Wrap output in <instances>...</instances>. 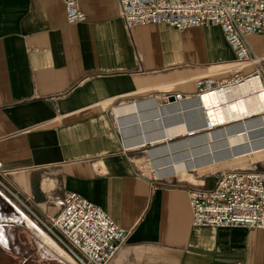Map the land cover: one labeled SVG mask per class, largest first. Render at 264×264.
I'll list each match as a JSON object with an SVG mask.
<instances>
[{
	"label": "crops",
	"instance_id": "obj_1",
	"mask_svg": "<svg viewBox=\"0 0 264 264\" xmlns=\"http://www.w3.org/2000/svg\"><path fill=\"white\" fill-rule=\"evenodd\" d=\"M78 2L86 18L70 21L65 0H0V264H71L27 217L55 240L42 221L72 190L130 230L109 264H264L263 227L194 225V182L171 174L264 159V112L251 111L263 97L225 115L202 100L167 109L166 93L191 101L195 76L236 59L223 28L128 26L117 0ZM247 40L264 57V34ZM148 114L163 133L132 138ZM180 135L151 149L158 175L141 168L143 146Z\"/></svg>",
	"mask_w": 264,
	"mask_h": 264
},
{
	"label": "built area",
	"instance_id": "obj_2",
	"mask_svg": "<svg viewBox=\"0 0 264 264\" xmlns=\"http://www.w3.org/2000/svg\"><path fill=\"white\" fill-rule=\"evenodd\" d=\"M117 1L119 15L128 26L167 22L179 28L205 24L223 28L236 59L195 76L197 95L219 86L238 84L263 70L264 57L251 49L247 38L252 33L264 34V0ZM65 2L70 21L86 18L78 0ZM249 65H255V70L246 72L244 69ZM171 95L174 100H169ZM165 97L167 103L188 98L181 91L166 93ZM214 175L213 185L195 182L189 190L193 224L264 228V169L226 167ZM0 182L3 183L1 179ZM42 222L71 256L73 264H109L130 232L99 204L75 190L66 194L56 215Z\"/></svg>",
	"mask_w": 264,
	"mask_h": 264
},
{
	"label": "bare ground",
	"instance_id": "obj_3",
	"mask_svg": "<svg viewBox=\"0 0 264 264\" xmlns=\"http://www.w3.org/2000/svg\"><path fill=\"white\" fill-rule=\"evenodd\" d=\"M241 91H242V93H241ZM250 97H253V98L255 97L258 101H259L260 97L264 98V83L261 80L260 76H258V75L249 77L246 80H244L238 84H234V85L232 84V85H230V87L219 86V87L213 88L209 91H205L204 93L199 94L197 97L193 98L191 101H188V102L186 101L188 98H186L180 102H170L167 109L180 106L181 110L182 109L183 110L184 109L193 110L191 108L197 106L196 104L200 100H202V104L206 110H209L210 108L218 107V108H220V110L223 111V113L225 115V110L229 106L233 105L234 107H236L238 109L241 106V103ZM239 100H240V102H239ZM251 111H254L256 113L257 112H264V103L260 100L257 108H255L254 110H251ZM251 111H250V109H246L247 114H250ZM240 115H241V113L239 114V116ZM225 118L227 119L229 117L226 116ZM208 125H209V128L214 127V125L211 126L210 122ZM29 221H31V224H32V222L35 223L34 228H36L37 231H39L40 233H42L44 235V240L46 242H48V243L52 244L54 247H56L58 249V251L60 252L59 254H63L65 257L70 259L71 256L68 255V253H66L67 251L65 252L64 251L65 249L63 247H61L62 248L61 249L59 247L60 245L56 242L59 245L58 246L55 243V241L36 224V222L34 220H31V218H30ZM39 232H38V234H39ZM0 238L5 241V236L2 232H0Z\"/></svg>",
	"mask_w": 264,
	"mask_h": 264
},
{
	"label": "rangeland",
	"instance_id": "obj_4",
	"mask_svg": "<svg viewBox=\"0 0 264 264\" xmlns=\"http://www.w3.org/2000/svg\"><path fill=\"white\" fill-rule=\"evenodd\" d=\"M246 72H248V71H253V70H255V65H249V66H247V67H245V69H244ZM254 75V74H253ZM195 107H197V106H195ZM146 111H150V109H148V108H145V110L143 111V113H145ZM134 116V117H133ZM140 117L142 116V114H140L139 115ZM150 116V114H148V117ZM192 116H194V115H192ZM127 117L129 118V117H132V119L133 118H135L134 120H136V123H138V121H137V118H138V114L136 113L135 115H127ZM151 118H149V119H151V121H150V124L147 126V124H146V128H145V130L144 131H142V132H140V133H134V135H132V138H134V139H139V140H141V139H145L146 137H156V136H160V134H162L163 133V128H162V125L160 124V123H157V122H155L153 119V115L152 116H150ZM178 116H176V118H177ZM193 118V117H192ZM192 121H194V120H192ZM168 122H170V120L168 121ZM230 122H234V120H232V121H228L227 123H230ZM136 123H134V124H136ZM224 124V123H223ZM215 128V127H214ZM207 129H203V130H201V131H198V132H205ZM199 134V133H198ZM192 135H197L196 133L195 134H192ZM192 135H189V136H187V135H180V136H175V137H171V138H168V139H164V140H159V141H157V142H155V143H148V144H146L145 146H143L141 149H147V151L145 152V159L144 160H140V166H141V168L144 170V171H146V172H148V173H151V174H153V175H158L157 174V172L155 171V169L153 168V156H152V154H151V149L152 148H155V147H158V146H161V145H163V144H168V143H170V142H173V141H176V140H179V139H184V138H187V137H191ZM162 156H164V155H162ZM162 156H159V158H161ZM159 158H157L158 160H160ZM156 159V160H157ZM254 166H256V167H258V168H262V169H264V159H262V160H251L250 162H248L247 164H245V165H242V166H239V165H235V164H233L230 160H227V162L226 163H224V164H222V165H219L218 167H216V169L213 171V172H207V173H202V172H199V170H193V171H188V172H186L185 174H180L179 172H173V173H171V174H177L178 176H180V177H182V178H186V179H190V180H192L194 183L196 182H199V181H202V179L201 178H203V177H213L214 179H215V175H214V173L216 172V171H218V170H220V169H222V168H226V167H254ZM167 175H169V174H167ZM27 217V216H26ZM29 220H30V218L29 217H27ZM30 223H31V221H30ZM37 224V223H36ZM33 227L35 226V223H33L32 222V224H31ZM38 225V224H37ZM39 226V225H38ZM40 227V226H39ZM41 228V227H40ZM42 229V228H41ZM0 230H1V228H0ZM43 230V229H42ZM44 231V230H43ZM46 232V231H45ZM47 233V232H46ZM48 234V233H47ZM49 235V234H48ZM50 236V235H49ZM51 237V236H50ZM52 238V237H51ZM53 239V238H52ZM54 240V239H53ZM55 241V240H54ZM55 243H56V241H55ZM57 244V243H56ZM58 245V244H57ZM59 246V245H58ZM60 248H61V245L59 246ZM62 249V248H61ZM65 251V250H64ZM66 252V251H65ZM67 253V252H66ZM69 255V254H68ZM69 261H70V263L71 264H73L72 262H73V260H72V258L70 257V259H69ZM72 261V262H71Z\"/></svg>",
	"mask_w": 264,
	"mask_h": 264
},
{
	"label": "water",
	"instance_id": "obj_5",
	"mask_svg": "<svg viewBox=\"0 0 264 264\" xmlns=\"http://www.w3.org/2000/svg\"><path fill=\"white\" fill-rule=\"evenodd\" d=\"M170 99H172V100H173V99H174V96H173V95H171Z\"/></svg>",
	"mask_w": 264,
	"mask_h": 264
}]
</instances>
